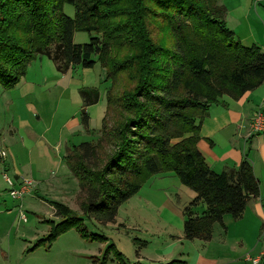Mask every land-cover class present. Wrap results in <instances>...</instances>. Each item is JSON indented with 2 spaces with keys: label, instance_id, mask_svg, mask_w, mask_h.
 Listing matches in <instances>:
<instances>
[{
  "label": "trees",
  "instance_id": "obj_1",
  "mask_svg": "<svg viewBox=\"0 0 264 264\" xmlns=\"http://www.w3.org/2000/svg\"><path fill=\"white\" fill-rule=\"evenodd\" d=\"M65 4L74 8L73 18L63 13ZM225 17L219 0H0L4 91L13 90L28 65L42 56L59 73L75 66L92 69L96 63L105 70L110 85L101 135L96 144L73 146L64 157L78 183L84 216L114 223L118 207L147 179L172 172L196 195L182 211L183 238L207 243L214 224L224 228L226 215L240 220L248 202L259 198L260 183L247 155L236 168L215 173L196 147L211 106L224 96L238 100L264 82V53L254 45L244 47ZM74 32L87 33L88 42L75 44ZM121 75L132 87L114 93ZM80 94L83 108L97 102L95 89L83 88ZM111 109L118 119L108 125ZM80 117L87 129L84 109ZM104 145L111 150L102 161ZM199 205L204 207L200 214L194 211ZM51 206L59 221L48 222L50 233L38 244L72 228L82 238L105 241L89 233L65 205ZM109 249L113 246L106 254Z\"/></svg>",
  "mask_w": 264,
  "mask_h": 264
},
{
  "label": "rangeland",
  "instance_id": "obj_2",
  "mask_svg": "<svg viewBox=\"0 0 264 264\" xmlns=\"http://www.w3.org/2000/svg\"><path fill=\"white\" fill-rule=\"evenodd\" d=\"M222 2L226 4L227 0H222ZM259 4L263 7L252 15L253 19L264 26V1L260 0ZM62 10L66 16L73 18L75 11L71 5H63ZM232 18L231 15L229 21L231 26L242 23L237 14L234 19ZM247 33L248 29L245 27L241 30L236 29L235 37L244 47L254 45L264 53V34H259V31L253 28V35L251 33L247 41ZM88 39L87 33L74 32L73 34L75 44L87 43ZM41 60L39 73L47 76V80L45 85L37 88L36 100L40 105H49L52 108L56 103L57 105L69 103L68 97L62 95L61 89L51 79L57 72L54 64L43 56ZM31 63L27 67L28 79L37 78L38 69H34L37 64ZM77 71L74 75L77 81H82L90 75L84 77L81 68H77ZM90 73L96 80L94 86L99 87L100 91L99 104L96 106V111H99L96 117L97 130L91 136L83 134L80 140L76 139V144L81 142L96 144L101 135L103 110H106V90L110 83L105 81V70L96 63ZM131 87L132 84L126 76L121 75L116 81L113 92L120 93L123 89ZM259 87L257 93L264 98V82ZM13 90L4 91L0 87V150H4L7 154L5 167L0 161V264H100L110 245L113 249H109L105 255L104 264H117L115 253L121 254L123 264H132L136 261L144 264H162L180 260L182 256H185L192 264H196L194 261L200 253L198 245L202 246L183 238L182 220L183 209L187 208L196 197L194 192L181 185L174 173H162L158 177L152 176L147 179L138 193L118 207L114 223L100 224L84 216L79 208L81 198L76 179L69 176L66 168L56 172L42 169L41 160L36 155L37 147L28 135L30 132L32 135L41 134L46 128L47 121L37 122L34 117L30 116L25 106H22L24 99L19 100L17 96L19 101L15 104L16 97L12 94ZM75 94L76 92H72L71 100H74ZM9 101L20 109L8 110ZM257 112L261 113L264 118V107L257 109L255 113ZM255 113L251 117L248 136L236 137L235 144L238 147H245L243 156L247 155L253 166V173L260 182L259 199L249 202L252 208L256 207L257 216L261 220L259 228L261 235L259 236L262 238L264 230V138L260 134L254 136L256 133L253 129ZM20 115L28 118L32 130L19 128ZM106 118L108 125L114 124L118 119V111L109 110ZM253 138H255L254 145L251 143ZM110 150V146L104 145V150L100 153L102 161H104V155L109 154ZM4 175L16 186L21 179L31 180L33 184L22 199L14 200L9 194V186L3 178ZM53 203L68 207L75 216L83 220L89 233L103 236L105 241L98 242L82 238L72 228L50 242L45 240L38 244L50 233L48 222L57 224L59 221V218L54 216L51 206ZM201 209L202 207H198L194 211L200 214ZM215 227L219 229L218 226L215 225ZM216 231L215 239L218 238ZM260 248L261 244L254 252H249L250 256H256ZM235 257H239L243 264H251L244 261L243 255H235ZM185 258L183 260H186ZM260 264H264V260Z\"/></svg>",
  "mask_w": 264,
  "mask_h": 264
},
{
  "label": "crops",
  "instance_id": "obj_3",
  "mask_svg": "<svg viewBox=\"0 0 264 264\" xmlns=\"http://www.w3.org/2000/svg\"><path fill=\"white\" fill-rule=\"evenodd\" d=\"M259 2L260 0H227V3L224 4L222 0H219V4L223 5L226 9V26L231 29L234 34L236 29L241 30V28H247V41H249L248 38L251 36L253 28L257 29L259 34H264V26L253 19L252 15L254 12L256 13L259 8L263 7ZM235 14H237L238 17L240 16L242 23L231 26L229 24L230 17L232 15V19H234ZM244 22H246L245 25ZM237 40L239 41V39ZM32 63L37 64L34 69L40 68L42 65L41 57L37 58ZM77 68L81 67H71L65 73L56 72L51 78L54 80V84L63 92L62 95L68 97L69 103L59 105L56 103L53 108L49 105H40V103H38L35 97L37 95V88L41 85H45L47 80V76L43 75V73H39V69L36 75L37 78L34 79H28L27 69L25 76L12 91V94L16 97L14 99L15 104L16 101L24 99V103L22 101V106H25L30 116L34 117L37 122L42 120L47 121L46 128L41 134L37 135L35 133L32 135V132L28 134L34 146L37 147L36 155L38 159L41 160L40 164L42 169L56 172L62 168H66L71 178L74 177L69 172L64 157L67 150L71 149L73 146L85 143L81 142L76 144V139L80 140L83 134L91 136L96 132V117L99 114V111H96V106L99 104L100 100L99 87L97 88L94 86L96 80L90 73L91 69L81 68L84 77L90 75L85 79L83 78L82 81H77L74 78V75L78 72ZM91 77L93 79H91ZM83 88L95 89L98 93L97 102L85 108H83V99L80 94V90ZM259 88L251 92H246L238 100H231L229 97L224 96L217 104L209 108L208 116L201 124L199 141L196 147L204 158L205 163L213 172L220 173L227 169L236 168L243 159L245 147H238L235 141L238 136L240 138H242L243 135L248 136L253 113L260 107H264V98L257 93ZM72 92H76L77 94V97L75 94L74 100H71ZM15 104L9 101L8 110L14 108L20 109V107H16ZM82 109L85 110L89 119L87 129H85L81 123L80 115ZM105 111L106 110H103L102 119L105 116ZM18 123L20 129L32 130L28 118L20 115ZM14 130L15 129H13V131ZM13 131H11V133ZM259 134L264 138V131L256 132L254 136L256 137ZM254 141L255 138L251 141L252 145H254ZM248 161L250 160L248 159ZM1 162L2 166L5 167L6 159L4 162ZM161 174L154 175L153 177H158ZM258 199L259 198L254 200ZM198 207H202V212L204 207L202 205ZM222 223L224 228L218 224L213 225L211 240L209 242L202 243L198 240L189 241L197 242L202 246L200 247V245H198L200 253L197 254V258L194 261L196 264H243L242 260L239 257H235V255H243L244 261L246 262V257H251L249 252H254L259 244H261V248L256 256L251 258L261 256L260 263L264 260V230L261 238L259 236L261 235V229H259L261 220L257 216L256 207L252 208L250 202H248L240 220L235 221L230 216L226 215L222 218ZM215 225L218 226L217 228L219 229H215ZM215 231L218 232L217 239H215ZM182 257L185 258V256ZM182 257L179 258L181 261H184L186 264H192L190 260H187V258L183 260Z\"/></svg>",
  "mask_w": 264,
  "mask_h": 264
},
{
  "label": "built area",
  "instance_id": "obj_4",
  "mask_svg": "<svg viewBox=\"0 0 264 264\" xmlns=\"http://www.w3.org/2000/svg\"><path fill=\"white\" fill-rule=\"evenodd\" d=\"M253 129L255 132H262L264 131V118L261 113L257 112L253 118ZM7 154L4 150H0V159L4 162L6 159ZM5 182L9 186V194L12 199L20 200L22 197L29 191L30 187L32 186L33 182L27 179H21L17 186L14 185L5 175L3 176ZM246 260L249 261L251 264H259L261 260V256L256 258L246 257Z\"/></svg>",
  "mask_w": 264,
  "mask_h": 264
}]
</instances>
